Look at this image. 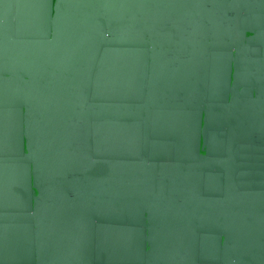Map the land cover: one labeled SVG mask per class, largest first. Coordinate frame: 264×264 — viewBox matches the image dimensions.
<instances>
[{"label": "water", "instance_id": "water-1", "mask_svg": "<svg viewBox=\"0 0 264 264\" xmlns=\"http://www.w3.org/2000/svg\"><path fill=\"white\" fill-rule=\"evenodd\" d=\"M0 264H264V0H0Z\"/></svg>", "mask_w": 264, "mask_h": 264}]
</instances>
